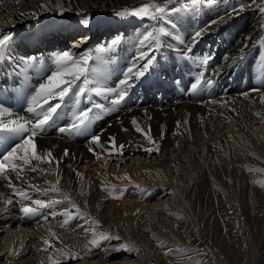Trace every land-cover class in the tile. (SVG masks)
Instances as JSON below:
<instances>
[{
    "label": "bare ground",
    "instance_id": "obj_1",
    "mask_svg": "<svg viewBox=\"0 0 264 264\" xmlns=\"http://www.w3.org/2000/svg\"><path fill=\"white\" fill-rule=\"evenodd\" d=\"M132 1L136 0H59V3L65 9L71 7V10H65L66 12L81 16L88 9H113ZM55 3L56 0H19L18 3L17 0H0V33H7L12 37L8 42L11 48L5 49L4 55L0 57V103L14 108L15 113L26 118L31 114L21 104L22 100L27 98L28 105V97L31 95L24 96L25 88H33V91L34 86L42 80L31 81H34L36 76L50 74L47 69L53 67L52 64L47 65L40 60V53L36 48L43 45L50 58L53 54L66 50L74 56L82 51L92 53L90 70L100 79L106 77L109 86H116L122 76L121 69L118 75L112 74L106 62L108 54L122 46V49L130 54L122 62L123 69L126 70L142 50L138 44L140 36L135 33L139 22L133 24V20L128 16L117 22L112 21L114 26L118 25L119 34L113 36L118 33L115 30L108 36L104 35L105 41L97 46L94 40L82 39L73 42L76 35H70V31L80 27L75 22L76 19L65 20L62 24L55 21L42 29L38 23L45 14H59ZM42 4H48L50 9L42 10L39 7ZM214 9L213 7L209 12L215 13L217 9ZM33 12L36 14L32 15ZM199 14L201 16L198 13L184 12L171 18V21H175L176 28L178 25L179 29L185 28V40H190L193 27L196 30L204 26L205 15ZM259 14L253 13L251 7L245 12H235L234 15L215 14V19L224 18L202 34L192 52L187 54L193 56L191 60H186L187 56H181L180 49L183 45L168 36L164 41L167 46L163 44L171 50L168 52L170 56L161 49L155 51L156 62L153 69L158 66L161 58L167 59L168 62H165L168 64L174 61L179 63L178 70L181 69L191 85L185 86L174 96L160 98L156 103L143 101L133 105L122 104L115 109L106 102V105L102 106L108 110H94L90 114L94 118L87 129L72 135L57 132V128L71 123L74 97L71 94L66 97L51 126L34 138L38 154L44 155V150L51 149L55 160L52 163L32 161L37 171H30V166H25V171L21 172L22 179H17L16 174L11 171L6 173L16 189L25 191L31 199L47 202L50 198H55L59 202L52 207L39 209L35 216L24 217L20 212L22 204L36 206L31 200L14 195L6 186L8 181L4 180L0 185V209L5 207L7 200L14 199L7 205L6 213L0 212V264H70L73 261L77 262L72 264H131L133 261H127V258H124V262H119L110 261L107 256L108 250L114 249L119 241L128 238L147 248L158 264H165L162 252L154 245H147L150 238L141 225L146 226L157 217L158 211L173 204L174 194L190 207L193 206L192 199H185L179 191L196 173H202L206 167L227 172L233 168L235 152L258 146L260 143L264 145V103L261 102L264 97V22ZM183 19L189 26H183ZM8 23L10 26L3 31V26ZM94 27L90 28L93 30ZM172 27L173 25L168 24L165 30ZM79 31L84 34V27ZM46 33H50L49 42L52 39L57 41L54 44H45L44 40L40 39L31 52L21 51L15 43L12 44L17 38L29 39ZM180 35L182 36L183 32ZM164 39L165 37L161 36V41ZM113 40H118V44L111 50L97 51L99 48H109ZM70 44H74L72 49L75 53L64 47ZM200 47L205 49L203 55L193 52ZM207 56L210 57L207 65H202L200 61ZM34 57L36 60L32 61L27 73L21 74L18 65H21L24 58ZM218 59L220 63L216 64ZM139 63L143 64L144 61ZM4 64H8L11 74L5 72ZM42 67L45 69L43 72L40 71ZM171 72L175 73L174 70ZM196 74L198 78H195ZM209 79L212 81L210 86L206 83ZM19 81L20 87L17 86ZM198 81L201 85L193 89L192 85H197ZM28 84L32 87H27ZM15 96H22L20 104L18 100H14ZM157 96L159 95L155 94V97ZM170 101L179 107L168 115L143 112L144 118L139 124L143 133L137 132L141 142H145L150 135L159 145V151L149 153L144 149L132 150L128 127L132 123L133 115L149 104L165 107ZM92 103H89V107ZM103 113L111 121L102 119ZM120 122L121 128L118 126ZM96 134H101L98 144L91 140ZM110 136H115L116 145H126L122 156L115 152L111 155L106 153V150L112 147ZM8 147L9 144L3 143L0 152ZM90 147L97 153L105 154L97 159L93 152L89 151ZM143 147L154 145L147 139ZM65 149L70 153L67 157L63 156ZM57 180L58 188L67 194L69 199L53 192L41 194L44 189L56 184ZM168 180L172 182L173 188L167 187ZM30 184L37 185L40 191L29 187ZM162 219L166 220L165 216H162ZM65 220H68V223L61 227ZM101 231H110L112 238L92 250L88 247V240ZM52 233H55V236ZM116 237H119V240ZM45 240H48L51 246L46 245Z\"/></svg>",
    "mask_w": 264,
    "mask_h": 264
},
{
    "label": "rangeland",
    "instance_id": "obj_2",
    "mask_svg": "<svg viewBox=\"0 0 264 264\" xmlns=\"http://www.w3.org/2000/svg\"><path fill=\"white\" fill-rule=\"evenodd\" d=\"M145 4H157L166 10L172 9L173 11H167L164 20H153L150 16L141 17L131 13V9H139ZM125 5L113 9H88L81 16L65 10L63 14H60V11L57 10L58 15L45 14L40 22L44 24L56 20L58 24H62L65 20L75 21L80 16L81 23L84 18H87V25H97L112 21V17L132 19L134 17L143 23L141 31L135 32L141 36L154 28L163 27L166 29L168 24L164 22L169 18L171 20L175 13L191 12V14L198 13L199 16H201L199 13H202L205 15V26L210 21L217 20L215 14L226 15L233 8L239 9L241 6H243V10L238 12H245L248 7H251L253 13L262 15L261 19L264 22V12L260 10L261 7H264V0H213L211 4L200 3L196 6H193L190 0H136ZM213 7L217 11L209 12ZM125 12L127 14L117 15V13ZM234 14L232 13V15ZM196 17L194 18L196 19ZM75 22H78L77 19ZM173 22L175 23V21ZM181 22L183 26H189L184 23V19ZM219 23L220 21L217 24ZM9 26L10 23L3 26V31ZM179 28L180 26L178 25L176 28L175 24L167 31L178 34L183 32L182 36L185 37V28ZM194 31L193 27L192 33ZM262 31L264 32V24ZM163 37L165 39L161 41L162 44L168 36ZM75 39L79 40L76 37ZM164 44L167 46L166 43ZM188 59L190 58H186V60ZM215 63L219 64V59ZM70 99L72 100V97ZM177 107L179 106L172 101L168 102L165 107L149 104L134 114L132 120L135 118L139 127L144 118L143 112L168 115ZM118 126L121 128V122L118 123ZM137 126L131 123L128 133L131 136L132 150L141 151L144 149L143 146L147 143V139L145 142L139 140ZM260 144L235 152L233 168L227 172L206 167L202 173L193 175V179L183 185L179 192L185 199L191 198L194 207H190L174 194L173 204L169 205L167 209L158 211L157 217L146 226L141 225L142 230L150 238L147 245L149 247L154 245L162 252L165 264H264V186H262L264 185V145ZM4 180L3 177H0V185ZM167 187H174L170 180H168ZM162 216H165L166 220H163ZM105 234L111 235L110 231H101L91 236L87 243L88 247L92 250L99 248L100 244L107 240L101 239ZM93 240L98 241V247L91 243ZM124 246L127 250H123ZM170 249L171 251H169ZM165 253L168 254L165 255ZM107 256L110 261L124 262V258H127V261H133L131 264H158L147 248L130 238L119 241L114 249L107 251ZM75 262L77 261L72 263Z\"/></svg>",
    "mask_w": 264,
    "mask_h": 264
},
{
    "label": "snow or ice",
    "instance_id": "obj_3",
    "mask_svg": "<svg viewBox=\"0 0 264 264\" xmlns=\"http://www.w3.org/2000/svg\"><path fill=\"white\" fill-rule=\"evenodd\" d=\"M18 2L19 0H17V3ZM190 3L193 6H196L200 3L211 4L213 3V0H190ZM55 6L60 11V14H63L64 10H71L70 6L65 9L64 6L59 3V0H56ZM39 7L45 11L50 9L48 4H42ZM240 10H243V6L239 9L233 8L231 12L226 13V15H231ZM260 10L264 12V7H261ZM130 11L132 14L141 17L150 16L153 20H164L166 12L173 10H166L163 6L157 4H145L139 9H131ZM35 14V12L32 13V15ZM121 14H127V12L117 13V15ZM21 15H23V13H21ZM222 19L223 17H218L217 20L210 21L203 28L196 29L191 34L190 40H185V38L178 33L166 31L163 27L154 28L141 34L138 39V44L142 50L139 56L136 57L133 63L122 74V78L117 82L116 86H109L106 77L100 79L90 70L89 64L93 59L92 53L86 51L78 57L74 56L67 50L61 53H56L51 58V64L53 67L47 69L50 74L41 77L42 82L34 86L31 96L28 97L26 111L30 113L31 116L28 118L20 116L18 113H15L11 107L0 103V141L9 144L8 148H5L3 152H0V177H3L8 181L6 186L12 190L14 195L31 200V203L36 206L31 207L22 204L20 207L22 215L24 217L35 216L38 214L39 209L52 207L59 202L55 198H50L47 202L41 199H31L25 191L16 189L6 173L11 171L16 174L17 179H22L21 172L25 171V166H30L28 168L30 171H37V167L32 165V161L52 163L53 160H55L51 149L44 150V155L38 154L34 138L37 135L46 132L47 128L51 126L54 122V116L57 115L58 109L62 107V103L66 97L70 94L74 97V111L72 112L71 123L68 126L57 128V132L60 134L67 133L69 135L81 133L87 129L88 125L94 118L90 115L94 112V108L101 109L102 111L108 110L104 109L100 104H96L94 107L81 108L80 104L82 98L87 97L90 100L93 95L101 97L112 106V109H115L125 101L128 95V88H130L135 81L145 77L153 69L156 62L154 52L160 50V48L164 46L161 42V36H171L178 41L179 45H183V48L180 49V54L181 56L186 57L188 53L192 52L194 45L198 42L202 34ZM82 23L87 25L88 19L84 18ZM167 23L173 25V27L175 26L174 22L170 19L167 20ZM11 39L12 37L10 34L0 33V57L4 55L6 46ZM117 44L118 40H113L109 48H99L97 51L104 52L106 50H111ZM148 49H152V51H149ZM34 59L35 58H24L21 62L22 66L18 65L21 74L27 73V70L32 66V61ZM209 59L210 57H204L200 63L202 65H207ZM139 61H144V63L140 64ZM40 71L43 72L45 69L42 67ZM197 83H199V81ZM206 83L210 86L212 81L209 79ZM192 87L195 89L197 85L193 84ZM54 100H57L58 102L52 103ZM261 102L264 103V97H262ZM210 103H217V101H210ZM177 123L179 125V122ZM132 124L134 126L138 125L135 118H133ZM123 130L127 131V129ZM136 131L143 133V130L138 126L136 127ZM100 136L101 134H96L91 137L92 142L98 144ZM162 138L163 136H161V139ZM147 139L150 144L154 145V147L144 148V151L149 153L152 151L158 152L159 145L150 135L147 136ZM115 141V136L109 137V142L112 147L107 149L106 153L111 155L115 152L122 156L126 145H116ZM3 143H0V147L3 146ZM89 151L93 152V155H95L97 159L105 154L97 153L95 149L91 147L89 148ZM69 155V150L65 149L63 156L67 157ZM77 175L80 174L77 173ZM58 184L59 180H57L56 184L50 185L49 188L44 189L41 194L47 195L48 192H53L63 196L64 199H69V196L62 193L58 188ZM29 187L40 191L37 185L30 184ZM11 203V199L7 200L5 202V207L0 209V212L6 213L8 211L7 205H10ZM67 223L68 220H65L63 224H61V227ZM52 235L55 236V233H52ZM111 238L110 234H105L101 237V239ZM116 239L119 240V237H116ZM44 243L49 245L48 240H45ZM91 243L97 247L99 246V243L96 240L91 241ZM123 250H127L126 246H124ZM169 251H171V249ZM167 254L168 253H165V255Z\"/></svg>",
    "mask_w": 264,
    "mask_h": 264
}]
</instances>
